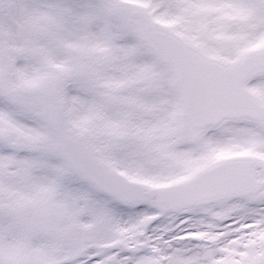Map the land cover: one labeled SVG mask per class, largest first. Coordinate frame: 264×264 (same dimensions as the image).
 Here are the masks:
<instances>
[{
	"label": "snow or ice",
	"instance_id": "obj_1",
	"mask_svg": "<svg viewBox=\"0 0 264 264\" xmlns=\"http://www.w3.org/2000/svg\"><path fill=\"white\" fill-rule=\"evenodd\" d=\"M0 264H264V0H0Z\"/></svg>",
	"mask_w": 264,
	"mask_h": 264
}]
</instances>
